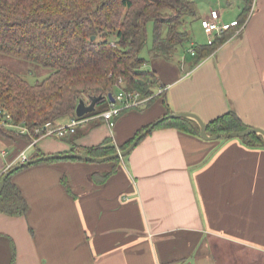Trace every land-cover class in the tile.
Returning <instances> with one entry per match:
<instances>
[{
  "label": "crops",
  "instance_id": "1",
  "mask_svg": "<svg viewBox=\"0 0 264 264\" xmlns=\"http://www.w3.org/2000/svg\"><path fill=\"white\" fill-rule=\"evenodd\" d=\"M234 1L244 7L243 0H225L229 7ZM196 7L201 22L210 12ZM227 14L225 23L241 16ZM181 65L165 89L171 113L194 114L208 124L233 111L246 127L264 131V0H253L243 31L215 54L191 71L184 70L191 61ZM166 114L160 101L125 112L112 127L99 115L83 124L92 136L104 123L107 133L96 144L110 137L119 150ZM91 136L76 144L97 146L85 141ZM45 139L30 146L0 135V174L19 165L23 152L31 160L37 152L72 149ZM114 166L56 161L16 174L29 213H0V264H11L14 249L15 264H264V148L158 129L121 159L116 174L95 182L94 174Z\"/></svg>",
  "mask_w": 264,
  "mask_h": 264
},
{
  "label": "trees",
  "instance_id": "2",
  "mask_svg": "<svg viewBox=\"0 0 264 264\" xmlns=\"http://www.w3.org/2000/svg\"><path fill=\"white\" fill-rule=\"evenodd\" d=\"M243 3V13L238 19L240 26L246 24L253 0H243ZM187 18L199 20L197 7L191 0H0V54L52 71L46 79L30 84L16 72L0 67V135L19 138L29 145L40 137L35 132L45 124L57 126V122L67 117L76 118L80 100L89 103L92 97L107 98L121 90L151 98L147 106L161 100L168 116L171 112L167 106L166 86L156 95L153 87L158 84L157 74L142 70L146 60L141 54L148 43V25L152 23L150 53L153 57L171 60L179 46L189 40V34L180 30ZM237 30L214 34L211 42L194 46L190 71L215 54ZM111 105L104 99L97 104L95 112L78 119L100 115ZM152 124L137 132L119 150L108 137L92 147L71 142V151L61 155L84 154L93 159L116 155L125 151ZM16 127L27 131L21 134ZM247 128L233 111L206 124L210 136ZM158 129H176L200 137L197 122L186 117L166 119L152 132ZM76 134L63 139L69 141ZM241 139L248 148H264L261 135ZM43 156L37 152L31 159ZM56 161L80 160L56 159L38 164ZM120 161V158L107 161L115 166L108 173L94 174L95 182L103 184L116 174ZM24 169L7 178L0 194V213L5 216L25 217L29 213L26 198L13 182L14 176ZM4 174H0V182ZM64 185L69 190L68 184L64 182ZM11 264H15V249Z\"/></svg>",
  "mask_w": 264,
  "mask_h": 264
},
{
  "label": "rangeland",
  "instance_id": "3",
  "mask_svg": "<svg viewBox=\"0 0 264 264\" xmlns=\"http://www.w3.org/2000/svg\"><path fill=\"white\" fill-rule=\"evenodd\" d=\"M194 2L196 6L202 4L203 5L202 8L208 13L210 12L211 9H215L220 12L221 16L228 13L227 15L231 17L235 16V18H238V16L241 15V12L243 9V5L240 1H234L232 6L230 7L226 5L225 0H220V1L219 0H194ZM153 29H154V25L152 23L149 24L148 30H147L148 31V43L141 55H142V58L146 60V64L144 65L142 70L146 72H151V73L155 72L157 74L158 84H156L153 87V91L157 95L161 92V88L163 86H167V83H169L178 74H180L181 69H182L181 64H186V63L188 64L192 60L191 58L192 53L190 52L191 50H193V47L194 46L196 47L197 45L207 44L208 39L211 36L207 35L204 32L199 20H195L194 18H187L186 23L181 26L180 30L186 31L189 34V40L179 46L172 60H166L164 58L153 57V54L150 53V50L153 45ZM0 67H4V68H7L9 70L16 72L17 74L21 75L30 84H35L37 82H40L46 79L52 73L50 69L44 68L40 65L32 64L26 61H22L18 58H14V57L2 55V54H0ZM184 70H190V66L188 67L187 65H185ZM120 86L122 87L124 86V83L122 81H120ZM117 93L118 92L115 91V94ZM160 101L161 100H157L152 105L157 106V104H160ZM148 107L149 106H145L144 108H141V109H145ZM141 109H135V110L139 111ZM129 111H132V110H129ZM125 112H128V111H125ZM59 122H62V120ZM59 122H57V124H59ZM86 126L87 125L85 124L78 126L77 134L73 136L71 139H69V141L64 140V139L63 140L58 139L57 137H44L46 138L45 143H51V146L55 145L54 147H59L61 144H66L68 147H72L71 142H75L76 144V142L81 138H83L82 139V142H83L84 138L89 137V135L91 136V134H87L88 131L87 129H85ZM99 128L100 129L97 132H94V134L90 138L85 140L87 144L89 143V145L91 144L97 145L96 143H98L97 141L99 137L107 133L106 131L107 127L104 123L99 122ZM41 138L42 137H39L38 140ZM35 140L38 141L37 139ZM32 152H29V155H31ZM28 232L31 235L30 230Z\"/></svg>",
  "mask_w": 264,
  "mask_h": 264
},
{
  "label": "built area",
  "instance_id": "4",
  "mask_svg": "<svg viewBox=\"0 0 264 264\" xmlns=\"http://www.w3.org/2000/svg\"><path fill=\"white\" fill-rule=\"evenodd\" d=\"M201 26L204 32L211 36L214 34H221L225 31H230L233 28H238L237 34L243 31L244 26H240L238 20L225 23L221 19V14L217 10H211L207 17L201 19ZM193 54V51L191 50ZM115 103H112L109 110L103 112L99 115V117L103 118L110 127L113 126L115 119L120 118L122 112L141 109L147 106L148 101L151 98H144L138 93L126 92L124 90L119 91L117 94H114ZM2 110H0L1 113ZM7 119H10V116L7 115ZM86 119H77L73 118L69 124L56 126L52 123H47L44 125L42 129L36 130V135H40V137H57L58 139H63L69 137L76 133L78 126L82 125L86 122ZM17 130L20 131L21 134L26 133V128L16 127ZM38 140V139H37ZM38 141L34 139L33 143H30V146H34ZM21 163H25L28 161L25 152L20 155ZM20 163V164H21Z\"/></svg>",
  "mask_w": 264,
  "mask_h": 264
},
{
  "label": "water",
  "instance_id": "5",
  "mask_svg": "<svg viewBox=\"0 0 264 264\" xmlns=\"http://www.w3.org/2000/svg\"><path fill=\"white\" fill-rule=\"evenodd\" d=\"M94 40V38H93ZM104 99H108L110 103H115V99L113 94H109L107 98H105L104 96H98V97H92L89 100V103H86L84 100H80L76 111H75V115L77 118H83L86 115L93 113L96 111V107L97 104L101 101H103ZM178 117H186L189 119L194 120L195 122H197V124L200 127V137L203 140L206 141H216L219 139H241L243 137H246L248 135H252V134H257V135H261L264 138V131L258 128H247L244 131L241 132H234V133H230V134H216L213 136H210L207 134L206 131V124H204V122L196 115L194 114H175V113H171L168 116H165L163 118H161L159 121H157L156 123L152 124L149 128H147L145 131L141 132L131 143V145L125 150V151H119L116 155L110 156V157H106V158H99V159H93L90 158L84 154H67V155H49V156H43V157H39L36 159H31L28 160L25 163H21L17 166H15L12 169H9L5 172L1 182H0V194L4 188L5 182L7 180V178L14 173L15 171H18L20 169L23 168H27L30 167L32 165H36L38 163L41 162H47V161H51V160H56V159H77L80 161H86V162H94V163H102V162H107L116 158H120L123 159L125 157H127L132 150L150 133L152 132V130L155 128V126L157 124H159L160 122H163L166 119H172V118H178Z\"/></svg>",
  "mask_w": 264,
  "mask_h": 264
}]
</instances>
